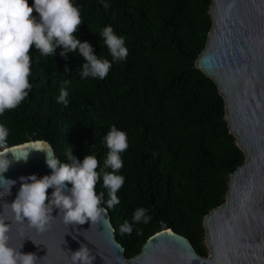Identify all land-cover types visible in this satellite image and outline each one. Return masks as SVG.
Masks as SVG:
<instances>
[{"label":"trees","instance_id":"16d2710c","mask_svg":"<svg viewBox=\"0 0 264 264\" xmlns=\"http://www.w3.org/2000/svg\"><path fill=\"white\" fill-rule=\"evenodd\" d=\"M73 3L83 21L75 33L82 42L111 61L99 36L110 25L125 38L128 56L113 61L106 78L82 79L78 50L65 58L58 47L55 56L45 57L33 46L32 89L17 108L0 115V123L9 129L7 143L46 141L61 162H69L65 153L71 147L81 161L95 155L100 171L108 152L102 141L114 125L127 133L128 141L117 173L124 177L116 193L120 202L109 209L125 256L139 255L164 222L209 258L205 218L228 201L231 176L246 161L217 84L196 65L214 27L213 0ZM104 3L110 5L107 10ZM33 15H38L35 10ZM65 80L70 81L64 86L69 94L66 107L56 100ZM96 192H103L107 207L109 190L102 175ZM140 207L147 209L149 223H134L131 235L121 234V225L132 223Z\"/></svg>","mask_w":264,"mask_h":264},{"label":"water","instance_id":"95a60500","mask_svg":"<svg viewBox=\"0 0 264 264\" xmlns=\"http://www.w3.org/2000/svg\"><path fill=\"white\" fill-rule=\"evenodd\" d=\"M211 14L214 27L196 65L217 84L246 161L231 176L228 201L205 218L210 257H202L189 238L167 229L152 235L142 252L128 259L109 209L107 222L89 220L73 227L54 208L51 226L43 233L15 221L4 203L15 199L19 177L51 174L45 153L37 150L30 151L27 162L13 160L0 174L16 181L11 195L0 197V215L10 226L12 246L23 243L21 251L35 253L37 264H71V251L81 243L95 256L93 264H264V0H213ZM35 143L46 144L56 156L43 140L16 147ZM6 191L7 185L0 188V193ZM47 191L50 196L53 189Z\"/></svg>","mask_w":264,"mask_h":264},{"label":"clouds","instance_id":"9594fccd","mask_svg":"<svg viewBox=\"0 0 264 264\" xmlns=\"http://www.w3.org/2000/svg\"><path fill=\"white\" fill-rule=\"evenodd\" d=\"M103 7L107 10L110 5L104 3ZM34 10L38 15H33ZM82 23L79 7L73 0H34L31 5L28 0H0V115L17 108L32 89L29 77L32 75L30 52L33 46L45 57L55 56L58 47L61 48L59 55L65 58L68 53L78 50L83 58L82 79H104L113 61L126 60L128 48L125 38L117 35L112 26L103 27L99 33L111 55L112 60L109 61L98 57L88 41L82 42L75 35ZM36 62L39 63V57ZM69 83L68 80L62 82L56 98L57 103L65 107L69 103V94L64 86ZM8 136L9 129L0 123V174L9 169L13 160L27 162L31 150L44 152L46 165L51 169V174L42 177L36 174L19 177L20 187L15 199L10 204L4 203L15 221L27 222L43 233L51 226L55 208L65 225L75 227L89 220L94 224L101 219L107 222L108 209L119 204L116 193L124 184V177L117 173L123 167L121 153L128 148L126 132L113 125L104 136L102 142L108 152L100 171H97L99 161L95 155L87 154L81 161L72 154L70 147L65 153L69 162H61L46 144H29L25 148L9 146ZM9 153L12 158H9ZM109 168L111 171H105ZM101 175L103 186L109 190L107 208L101 206L103 192L99 195L96 192ZM14 184L15 180L0 175V188L7 185V191L0 193V197L11 195ZM49 188L53 189L50 196ZM146 213L147 209L137 208L132 223L126 220L121 225V234L131 235L134 223L148 224L151 217ZM9 232V224L0 215V264H37L35 253L21 251L23 243L19 248L9 243ZM136 234L142 235V230L137 229ZM94 259L91 249L84 243L71 251V264H93Z\"/></svg>","mask_w":264,"mask_h":264},{"label":"built area","instance_id":"2783aa9c","mask_svg":"<svg viewBox=\"0 0 264 264\" xmlns=\"http://www.w3.org/2000/svg\"><path fill=\"white\" fill-rule=\"evenodd\" d=\"M9 145V144H8ZM10 146V145H9ZM162 230H167V226L164 222L161 223Z\"/></svg>","mask_w":264,"mask_h":264}]
</instances>
